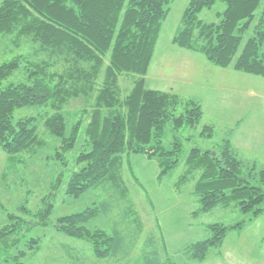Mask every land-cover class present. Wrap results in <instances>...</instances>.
Segmentation results:
<instances>
[{
    "label": "trees",
    "instance_id": "trees-1",
    "mask_svg": "<svg viewBox=\"0 0 264 264\" xmlns=\"http://www.w3.org/2000/svg\"><path fill=\"white\" fill-rule=\"evenodd\" d=\"M218 1L227 6L221 22L203 23L200 13ZM169 4L170 0H4L0 39L11 44L0 51L3 152L15 158L39 146L41 122L60 140L57 158L63 160L86 125L90 150L77 157L82 169L72 175L66 188L72 198L106 184L120 189L123 160L131 155L159 159L162 175L175 169L184 153L179 134L201 127L203 114L198 103L146 88ZM174 44L202 54L214 66L264 78V0H190ZM19 71L22 79L12 80ZM123 76L131 84L125 97L120 87ZM73 102L80 110L69 126L65 111ZM27 106H44L51 114L42 121L24 118L14 122L15 111ZM169 126L171 148L164 146ZM201 128L200 137H213L212 126ZM221 149L213 156V152L192 148L187 157V164L203 171L195 187L202 210L232 201L251 220L264 211V169L244 165L229 141ZM53 207L50 204L36 214L39 222L30 227L47 226ZM98 214V208L87 209L57 219L53 227L88 242L96 258H111L117 254L118 237L85 226ZM244 223L212 226L215 235L191 245L185 254L189 260L203 262L211 248H221L229 230L242 229ZM28 224L9 216L8 224L0 229V254L19 245ZM30 244L29 251L38 250L40 240L32 239ZM167 264L176 263L169 260Z\"/></svg>",
    "mask_w": 264,
    "mask_h": 264
},
{
    "label": "rangeland",
    "instance_id": "rangeland-1",
    "mask_svg": "<svg viewBox=\"0 0 264 264\" xmlns=\"http://www.w3.org/2000/svg\"><path fill=\"white\" fill-rule=\"evenodd\" d=\"M3 1L0 0V6ZM189 2L170 0V12L157 45L166 50L171 43L185 54L192 53L207 60L194 50L174 44ZM226 8L225 3L218 1L213 8L204 9L199 19L205 24H219ZM245 42L246 38L241 48ZM9 44L8 40L0 39V51ZM23 50L26 49L18 52ZM186 61L182 58L183 66ZM218 68L213 78L190 72L193 74L191 81L178 82L172 87L171 93L201 106L204 114L201 124H211L214 135L211 139L200 137L202 125L181 132L184 153L179 165L166 175H162L159 159L131 155L123 160L120 189L106 184L91 188L80 198H72L66 194V188L72 175L82 169L83 164L77 163V157L82 151L90 150L84 135L86 125L81 128L75 147L64 153L63 160L57 158L60 140L41 122L39 146L15 158H10L0 148V229L8 224L10 215L29 223L19 245L0 254V264H167L169 260L176 264H264V211L250 220L232 201L202 210L195 187L203 171L187 164L192 148L218 153L229 141L240 152L243 164L264 169V78L231 68L224 69L227 71ZM193 69L199 71L201 67L194 63ZM22 74L21 71L15 73L12 80H21ZM194 76L198 80L193 83ZM129 80L126 76L120 79L123 97L131 89ZM165 84H168L165 90H170L169 82ZM146 88L150 89L151 85ZM79 110L76 102L66 109L69 126L78 118ZM50 114L47 107L27 106L16 110L13 120L35 118L42 121ZM88 120L89 117L85 118L86 122ZM191 135L194 138L187 139ZM172 142L169 126L164 146L171 148ZM50 204L54 207L49 224L30 227L36 221L34 216ZM94 208L99 209V214L85 226L89 231L99 230L110 237H118L119 248L111 258H96L88 242L66 236L53 227L61 217ZM241 222H245L242 229L229 230L221 248H211L203 262L188 259L185 253L191 245L215 235L212 226L229 227ZM32 239L40 240L38 250H28ZM22 252H25L24 257Z\"/></svg>",
    "mask_w": 264,
    "mask_h": 264
},
{
    "label": "crops",
    "instance_id": "crops-1",
    "mask_svg": "<svg viewBox=\"0 0 264 264\" xmlns=\"http://www.w3.org/2000/svg\"><path fill=\"white\" fill-rule=\"evenodd\" d=\"M158 44V42H157ZM183 52L182 50L176 49L173 44L170 43L169 47H166V50L159 49L158 45H156L155 52L153 54V58L151 60L149 70L146 75V85H151V90L155 91H161V92H172L173 85H176L178 82H184V81H191L193 79V74L190 72H197L199 76L202 74L208 75V77H212L216 73H218L219 68L212 67L211 63L207 60H205L202 56L195 55L192 53ZM182 58L186 59L184 66L182 64ZM191 64L189 66H186V64ZM194 63H198L201 67V70H194ZM193 65V66H192ZM223 71V68L220 69ZM234 72V71H230ZM181 77V78H180ZM197 76H194V80L197 81ZM200 79V78H199ZM165 81L169 82V88L167 86L168 84H165ZM160 82L161 86H158ZM205 85H208L205 83ZM203 112V111H202ZM204 114L202 115L203 118ZM207 125H210L207 123ZM231 144V142H230ZM233 149L237 152L238 157L240 156V152L231 144ZM242 162V161H241ZM243 163V162H242ZM245 165V164H244ZM250 165V164H247Z\"/></svg>",
    "mask_w": 264,
    "mask_h": 264
},
{
    "label": "water",
    "instance_id": "water-1",
    "mask_svg": "<svg viewBox=\"0 0 264 264\" xmlns=\"http://www.w3.org/2000/svg\"><path fill=\"white\" fill-rule=\"evenodd\" d=\"M213 156H216V153H212Z\"/></svg>",
    "mask_w": 264,
    "mask_h": 264
}]
</instances>
